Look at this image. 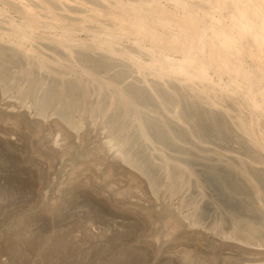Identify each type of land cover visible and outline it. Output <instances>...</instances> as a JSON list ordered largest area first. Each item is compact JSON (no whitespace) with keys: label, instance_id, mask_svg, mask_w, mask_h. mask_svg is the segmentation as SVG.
Listing matches in <instances>:
<instances>
[{"label":"rangeland","instance_id":"rangeland-1","mask_svg":"<svg viewBox=\"0 0 264 264\" xmlns=\"http://www.w3.org/2000/svg\"><path fill=\"white\" fill-rule=\"evenodd\" d=\"M13 9L6 7L4 18L21 24L23 16ZM56 27L43 33L61 34ZM74 33L78 40L91 37L82 29ZM24 41L29 49L31 42ZM89 62L82 69L97 73ZM96 63L101 75L104 62ZM70 64L65 60L57 67L63 73L50 76L43 65L30 66L31 75L40 72L43 79L20 80L15 88L0 80V264H264V246L220 230L219 220L230 224L237 218L256 222L252 231L264 239V155L237 143L230 121L217 110L227 98L216 100L220 105L212 110L172 82V90L186 97L174 104L166 101L170 94L160 93L169 103L164 109L137 93L136 100L122 98L126 85H92L80 69L67 73ZM41 83L49 88L46 114ZM71 83H84L75 98L67 92ZM113 96L116 108L108 109ZM66 101L74 102V110L65 108ZM61 107L74 127L58 113ZM137 165L162 180L159 192ZM244 169L249 175L241 174Z\"/></svg>","mask_w":264,"mask_h":264},{"label":"bare ground","instance_id":"bare-ground-1","mask_svg":"<svg viewBox=\"0 0 264 264\" xmlns=\"http://www.w3.org/2000/svg\"><path fill=\"white\" fill-rule=\"evenodd\" d=\"M0 1L4 4V7H0V80L7 83V88L12 85L15 88L20 80L33 82L38 77L42 80L44 76L42 73L40 76V72L31 75L28 71L30 66L41 64L44 66L43 70L49 69L47 75L50 76L58 70V66H63L65 60L71 62V69L66 71L67 73L71 74L70 71L76 72L80 69L81 76H86L88 83L104 84V89L111 87L110 85L119 88L120 84L126 85L124 90L122 89L125 92L122 91L123 94L120 95L122 98L124 94L135 100L139 95L142 96L140 100L147 99L148 96L163 108L166 101L175 104L186 97L185 95L181 99L182 95L175 89L172 90L170 83L174 82L175 86L188 90L192 98H201L211 109L212 106L220 105L216 104V100L227 98L224 103L221 100L224 105L218 100L222 105L217 106V110L221 108L225 121H230L237 143L245 144L250 151L260 150L264 155V0H166L173 6L164 4L163 0ZM6 7L16 9L13 10L19 12L24 21L18 24L16 20L14 22L4 18ZM56 26L62 29L61 34L53 31L43 33L44 29ZM76 29L86 31L91 37L87 38L88 40H78L74 36ZM4 36L17 37V41L11 39L7 40L10 42L8 43ZM24 40L31 42L29 49L25 50L21 45ZM124 40L132 42L124 44ZM38 53H43L45 57L38 58ZM88 53L93 54V57L89 55V63L97 64L99 60L104 62L101 75L98 74L100 70L97 67L100 64H86L97 73L82 69L81 65L88 61H85ZM175 53L180 54L178 59L171 56ZM148 57L152 59L150 64L146 63ZM66 82L68 84V81ZM32 84L36 87V83ZM80 85L74 84L75 87H72L71 83L67 92L69 90L73 98L79 96L83 92ZM32 86L29 87L30 92ZM38 88L41 91L40 87ZM43 88L41 86L46 98L39 101L42 103L41 113L46 114L49 88ZM25 90H28V87ZM25 90H22V94H25ZM52 90L48 92L52 93ZM165 92L172 96L168 97L172 100L166 99L164 103L160 93ZM115 97H110L108 109L116 108L118 99ZM64 105L66 109L75 108L73 101H66ZM191 106L193 107V104ZM65 108L61 107L58 113L74 127L75 124L69 121L70 113ZM178 109L174 112L175 116L179 114ZM183 110L186 109L183 107ZM184 124L183 121L182 126ZM124 158L129 161L127 156ZM138 168L149 177L154 191L159 192L162 180L154 179L151 170ZM244 173L249 175L246 169L241 172ZM254 189L258 193L261 188L256 185ZM219 222L222 234L228 238L249 245L264 246V239H257L252 231L258 229L256 222L241 223L237 218L230 224H225L222 220ZM242 224L244 226H241Z\"/></svg>","mask_w":264,"mask_h":264}]
</instances>
